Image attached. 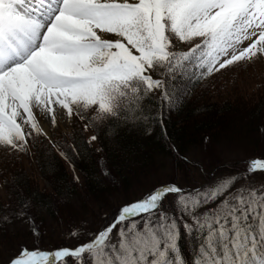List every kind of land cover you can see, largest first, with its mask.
I'll return each instance as SVG.
<instances>
[{"label":"snow or ice","instance_id":"obj_1","mask_svg":"<svg viewBox=\"0 0 264 264\" xmlns=\"http://www.w3.org/2000/svg\"><path fill=\"white\" fill-rule=\"evenodd\" d=\"M258 58L264 0H0V147L27 151L64 117L150 134L197 83ZM245 163L192 189L153 185L99 228L71 229L74 245H21L0 264H264V183L248 179L264 157ZM30 212L22 200L0 222L38 238Z\"/></svg>","mask_w":264,"mask_h":264},{"label":"trees","instance_id":"obj_2","mask_svg":"<svg viewBox=\"0 0 264 264\" xmlns=\"http://www.w3.org/2000/svg\"><path fill=\"white\" fill-rule=\"evenodd\" d=\"M222 71L224 69L220 72ZM218 73L197 83L186 102L178 110L171 113L165 110L164 125L161 126L159 123L153 125L150 134L129 129H122L116 135L101 133L99 152L92 148V142L88 143L89 140L83 136L82 131H74L70 140L59 137L56 143H50L44 137L39 136L35 142L38 146L37 153H35L36 167L39 175L48 180L49 188L38 189L37 183L29 179L32 178L31 175L18 167L16 162L8 164L12 169L0 167V172L12 173L6 180L9 181L10 192H12L10 196H12L14 207L11 208L9 205L8 210L17 209L22 200L29 201L31 216L34 217L35 223H40L38 225L44 227V230L45 226L53 228L64 224L65 227L67 222L70 226L74 223L89 222L88 210L81 212L80 208L82 209L83 206L91 208L92 206V209L97 210L112 202L113 197L118 196L119 192L114 186L120 184L123 190L119 191L124 193L131 186L132 188L137 186V181L141 177H155L150 171H153L155 165L162 166L172 157L170 145L175 146L177 149L175 153L182 158V160L174 158L178 162L177 169L184 171L194 163L192 159L190 161V158H187L186 153L193 151L192 148L200 147L202 140L205 136H209V133L220 130V128L224 132L232 130L234 122L241 121L239 120L241 117L244 119L241 122L253 120L249 128L252 132L258 131L264 119L260 98L256 101L260 105L252 109L245 104L248 98L240 99L239 102H228V99L208 101L210 96L203 89L195 94L198 97L197 100L188 102L200 85L210 81ZM60 157L62 159L67 157L65 161L71 163L73 168L80 173L85 193L82 192L80 183L70 179L64 160ZM261 157L264 156L254 155L244 160ZM99 164H106L109 167L108 172L116 180L109 183L103 177L101 178ZM13 177H18L20 182L13 184ZM14 189H16L15 192H13ZM72 200H75L76 205L69 208ZM0 207L3 206L0 204ZM0 215L3 214L0 213ZM3 224L0 226V233L1 236L7 237L6 235L11 232V226L21 223L15 221ZM12 239L15 240L16 237L12 236Z\"/></svg>","mask_w":264,"mask_h":264},{"label":"rangeland","instance_id":"obj_3","mask_svg":"<svg viewBox=\"0 0 264 264\" xmlns=\"http://www.w3.org/2000/svg\"><path fill=\"white\" fill-rule=\"evenodd\" d=\"M203 89L206 91L207 95L210 96V100L208 101L228 99V102H239L240 99L248 98L245 104L248 108L252 109L260 105L259 102H256L258 101L257 99L260 98L262 99L261 110L264 116V58H258L252 63L238 62L231 67H227L224 71L215 75L210 81L200 85L191 98L188 99V102L197 100L198 97L195 96V94L200 93ZM184 102H186V100ZM38 118L43 121V117ZM239 120L242 121L244 119L241 117ZM241 121L234 122L232 130H225L224 132V130L220 128V130L217 129L209 133V136H205L200 147L192 148L193 151L186 153L187 158L189 157V160L191 161L192 159L194 162L192 163L193 165L186 170L182 171L181 169H177L178 162L175 161L174 158L180 160H182V158L172 150V157L168 161L166 160L162 166L158 164L155 165L153 171H150L152 174L154 173L155 177H141L137 181V186L135 185L133 188L131 186L130 189L124 190V193H120V191L123 190L120 188V184H118L119 186H114L119 192L118 196L113 197L112 202L107 203L105 206H101L97 210L92 209V206L91 208H89V206H83L82 209L80 208V211L84 212L88 210L89 222L80 224L74 223L72 226L67 222L65 223V227L63 226L64 224L53 228L45 226V230L44 227L38 225L40 223H35V227L40 233L38 238L33 236L30 227L26 224L12 225L11 232L6 235L7 237L1 236L0 233V261L7 259V257L17 251L21 245L32 247L33 244H39L44 249H55L58 246H72L76 241L69 235L70 230L66 231L67 229L74 226V228H89L93 230L99 228L102 224L106 223V219H111L114 214H116L117 209L125 202L141 197L151 189L153 185H158L163 182H173L185 189H192L209 183L210 177L214 178L228 173L238 174L244 172L247 169V164H236L237 162H245L247 161L244 160L245 158L254 155L264 156V119L261 121V129L259 128L256 132H252L249 128V124L253 122V120L250 122L248 120ZM85 123V121L79 120L78 118L68 120L66 117L58 118V123L55 126L50 123V120L43 121V127L48 135L40 137H44L50 143H56V139L59 137H65L67 140H70L74 131H82L83 136L88 140L91 135L95 133L98 135L99 139L91 144L92 148H95L99 152L98 149L100 148V142L102 140L101 133L96 132L91 126L85 129ZM36 139L32 140L29 138L27 151L6 150L0 147V167L4 166L3 168L9 167L12 169L8 164L10 162H16L18 167L26 170V172L31 175L32 178H28L37 183L38 189L42 190L43 188H49V184L48 180L39 175V171L36 167L35 153H37L36 148L38 147L35 145ZM58 142H60V140H58ZM62 160H64L70 179H73L74 182L78 184L80 183L81 186L83 180L80 173L73 168L71 163L65 161L66 159L63 158ZM100 168V176L101 178L103 177L106 182L110 183L116 180L113 179L114 176L110 172V175L104 174L105 170H109L106 164L100 165ZM11 175L12 173L10 172H6V174L5 172H0V204L3 206L0 207L1 214H6L9 205H11V208L14 207V204H12V196H10L12 192H10L9 181L6 180ZM77 177L79 178L78 180L76 179ZM248 179L256 184L264 183V172H256L249 176ZM81 187L82 192L85 193L86 190L84 191L83 185ZM15 191L16 189L13 190V192ZM81 194L83 195V193ZM88 200L91 202L90 199ZM70 203L69 208L76 205L75 200L70 201ZM3 225L4 224L0 222V226ZM12 236H15L16 239L13 240Z\"/></svg>","mask_w":264,"mask_h":264}]
</instances>
